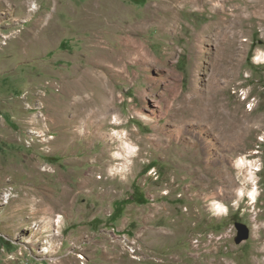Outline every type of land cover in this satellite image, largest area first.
I'll list each match as a JSON object with an SVG mask.
<instances>
[{"label":"rangeland","instance_id":"374dc122","mask_svg":"<svg viewBox=\"0 0 264 264\" xmlns=\"http://www.w3.org/2000/svg\"><path fill=\"white\" fill-rule=\"evenodd\" d=\"M163 2L176 31L139 29L148 65L96 67L95 37L120 42L106 13L139 22ZM79 69L114 93L106 123L96 90L71 89ZM74 125L102 134L59 150ZM121 133L136 147L124 170ZM0 264H264V0H0Z\"/></svg>","mask_w":264,"mask_h":264},{"label":"bare ground","instance_id":"6f19581e","mask_svg":"<svg viewBox=\"0 0 264 264\" xmlns=\"http://www.w3.org/2000/svg\"><path fill=\"white\" fill-rule=\"evenodd\" d=\"M164 3L165 2L159 4V6L157 7L158 9L156 10L157 12L158 11H161V12H159V13H161L160 16H159V14L158 15H155L157 13H155V12L152 13L150 11V9L148 8L149 10H147V12H145L143 18L140 19L141 21L139 20V22H136L134 19H131V20L128 21L127 24H124L120 19L117 18V15H115V16L113 15L114 16L113 17V21L115 20V21H118L119 22V24H120V30H113V29H111V28L114 27V24L113 23H115V21L114 22H110L108 18L112 17V16H110L111 13H106L105 14L106 15V18H105V26L108 27L107 32L108 33L110 32V34L113 33V32H118L121 35V36L119 35L120 36V42H119V47L117 49L115 48L116 50L112 49L111 47H109V50L108 49H101L99 47H100V45H102V42H100L98 40L97 36L95 37L96 38V43H95V45H96L95 46L96 67L101 68L104 72L113 71L112 69H110L106 65L107 63H112V64H116L118 66H121V65H124L125 64V65H127V69H129L128 68L129 67L128 60L130 61V64H134V65H139L140 64L142 66L148 65L149 64L148 53L144 50L145 47H146V44H145L146 41H144V38H145V35H146L145 34L146 33L145 31H147L153 25L158 26L159 30L161 32H163V33L173 32V31L175 32L176 31V28L174 27V22H176L177 19L174 16V9L173 8H170L169 6L164 5ZM119 18H121V17H119ZM147 25H149V26L147 27V29L144 32H138L140 28L141 29H144ZM204 29L205 28H203L202 30H204ZM196 34H197V31H196V29H194V37H195V40L194 41L199 40V38H200L199 34L201 35V33H199L197 35ZM194 41H192L191 43L189 42V50H190V53H191V55L193 56V58L195 60L192 63V65L194 64V70H195V68H198V65H200V63L198 62L199 63L198 64L197 61L201 57V52L199 51L201 49H199L200 47L198 46L197 43L195 44ZM221 54L224 55L223 52ZM221 54H217L216 63L222 57ZM220 55H221V57H220ZM224 56H225V62L224 63L222 62L223 64H220V65L215 66V67L219 68V71L220 70L224 71V65L228 61V58L227 57H229V50L228 51H225V55ZM214 58H216V57H214ZM199 61L201 62V60H199ZM125 68H126V66H125ZM127 72H128V70H127ZM79 74L81 75V79L79 78L80 81H78L76 84L73 83L71 85V89L73 88L76 91V93H85V91H87L88 89H90V91L93 89L94 93L97 91L95 96L93 94V100H95L96 102H98V104H99V111L104 115L102 121H99V122L106 123L105 122L106 119L109 118L108 117V114L111 113L113 110H115V106L113 104L109 103L111 99H114V97H115L114 93L112 91H109L108 88H106L105 83L103 82V78L100 77V76H98L97 74H95L92 70H90V69H85V70L84 69H79ZM127 77H128V75H124V74L122 76V78L124 79V81L127 79ZM179 97L181 98V101L182 102L179 99L178 102L175 104L176 106H180V104L184 103L185 102V99H186L185 94H183V95L179 94ZM81 101H82V103H80L78 101L79 103L76 104L78 106L77 108L80 111L83 109V107H86L85 105H87V101H85V100L84 101L81 100ZM179 109L177 108V109H175L173 111L176 112ZM75 111H74V113H77L78 112L77 110H75ZM55 114H57V113H55ZM95 115H96V113H95ZM59 117H60V115H59ZM62 117H64V115ZM72 118H74V117H72ZM101 118H102V116H101ZM62 119L65 122L64 118H62ZM77 120H78V116H77ZM114 120H115V123L118 121L117 118H114ZM58 122H60V121H58ZM71 122H73V121L71 120ZM115 123H113V124H115ZM75 124H76V120H75ZM62 127H63V124H62ZM75 127L78 128V129H76L77 131H73V132H66V131L65 132H61L59 134V138L57 140V143H55L54 146H56L58 149L60 148L59 150H69V148H70L69 143L72 142L73 139H75L76 137L77 138H81L85 142L87 140V138H90V136L95 135L97 132L99 134H102L101 128H99L98 126H97L98 128L94 129V132L92 134H90V133L87 134V132L84 131L85 129L84 130L82 129L81 125L80 126H75ZM119 137H120V141L122 143V148L126 151V154L127 155L125 154L123 156V155H121L119 153H116L115 155L118 158H123L124 159V161H122L123 163L120 164L121 167H122L121 169L124 170V169H127L128 164H129V156L135 152L136 147L129 140H127V137H126L125 134L121 133ZM48 139L49 140H53L54 138L53 137H49ZM43 141L44 142H47L46 140H43ZM161 143H162L161 141L160 142H157L156 146H158V147L161 146L162 145ZM168 148H170V147H168ZM236 165H237V167L239 166V168L240 167H243L245 169L246 179L252 183L253 182V179H254L253 178L254 177V172L255 171H258V168H255V166H257V165H255V164L251 165V162L245 161V159L243 157H240V158L237 159V164ZM247 166H248V168H246ZM253 185L254 186H251L252 188L249 191V196L251 197L250 199H252V200L255 199L256 192H257V187L255 186L256 184L254 183ZM238 192H239L238 195H240L241 198H242V194L241 193L243 192V190L242 189H239ZM63 197H65V195ZM50 203L53 204V205L56 204L52 200H50ZM63 205L64 204H59L58 207H62ZM64 206H66V205H64ZM19 207H21V206H19ZM213 208L217 212H219V213H221V212L224 213V211L226 210L225 207L223 206V204H221L220 202H214L213 203ZM15 211H18V212L21 211L22 212L23 209L20 210V211H19V209L18 210L16 209ZM17 216H18L17 214H15L14 216H9V221H14ZM61 218H62L61 216H58L57 217V220L55 221V225H57V226L60 227V224L62 222L61 221ZM50 220H51L50 218H47L46 220H44L43 221V224H42V228L48 230L49 227H50V222H51ZM36 231H39V230L36 229ZM44 251L46 253H48L50 250L47 247V248H44Z\"/></svg>","mask_w":264,"mask_h":264},{"label":"water","instance_id":"95a60500","mask_svg":"<svg viewBox=\"0 0 264 264\" xmlns=\"http://www.w3.org/2000/svg\"><path fill=\"white\" fill-rule=\"evenodd\" d=\"M236 239L235 243L240 244L241 242L245 241L249 237V229L244 224H236Z\"/></svg>","mask_w":264,"mask_h":264}]
</instances>
